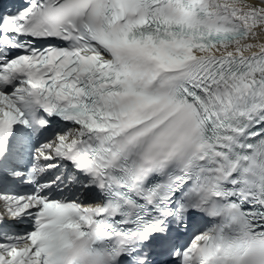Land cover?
I'll use <instances>...</instances> for the list:
<instances>
[{
	"label": "snow or ice",
	"instance_id": "obj_1",
	"mask_svg": "<svg viewBox=\"0 0 264 264\" xmlns=\"http://www.w3.org/2000/svg\"><path fill=\"white\" fill-rule=\"evenodd\" d=\"M261 36L264 0H0V264H264Z\"/></svg>",
	"mask_w": 264,
	"mask_h": 264
},
{
	"label": "bare ground",
	"instance_id": "obj_2",
	"mask_svg": "<svg viewBox=\"0 0 264 264\" xmlns=\"http://www.w3.org/2000/svg\"><path fill=\"white\" fill-rule=\"evenodd\" d=\"M246 2H252V0H246ZM260 41H261V42H264V36H261V37H260ZM83 194L92 198L91 195H88V194H85V193H83Z\"/></svg>",
	"mask_w": 264,
	"mask_h": 264
}]
</instances>
